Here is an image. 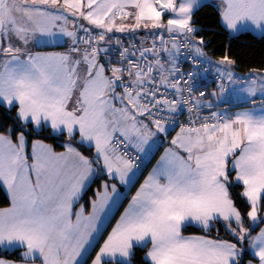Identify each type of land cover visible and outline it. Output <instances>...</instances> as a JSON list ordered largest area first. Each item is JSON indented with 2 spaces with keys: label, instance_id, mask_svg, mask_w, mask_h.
I'll return each mask as SVG.
<instances>
[{
  "label": "snow or ice",
  "instance_id": "6c2138e0",
  "mask_svg": "<svg viewBox=\"0 0 264 264\" xmlns=\"http://www.w3.org/2000/svg\"><path fill=\"white\" fill-rule=\"evenodd\" d=\"M204 6L264 37V0H0V264H264V64Z\"/></svg>",
  "mask_w": 264,
  "mask_h": 264
},
{
  "label": "trees",
  "instance_id": "16d2710c",
  "mask_svg": "<svg viewBox=\"0 0 264 264\" xmlns=\"http://www.w3.org/2000/svg\"><path fill=\"white\" fill-rule=\"evenodd\" d=\"M205 4L208 5L209 3ZM194 19L198 22V27L205 29V31L201 34L206 40L209 41L206 51L212 56L213 59L222 56L224 54L225 48L230 47L231 55L237 60V72L240 74L246 73L251 67L258 68L264 64V37L258 36L251 32H244L235 36L230 35L220 27L217 10L212 6L201 7L198 11H196ZM208 29H211V31H208ZM47 142L54 144L59 143L58 141L51 139ZM156 158L157 155H155V159ZM155 159L152 160V164L154 163ZM144 175H146V172ZM141 179L142 177H140V180ZM237 191H239V189ZM126 202L127 201H124V205ZM7 206V201L2 195H0V207ZM258 230L259 228H257L255 232ZM220 236L223 238H228L223 229L220 231ZM142 256L143 252L137 251L134 264H140V259Z\"/></svg>",
  "mask_w": 264,
  "mask_h": 264
},
{
  "label": "crops",
  "instance_id": "0c3cea01",
  "mask_svg": "<svg viewBox=\"0 0 264 264\" xmlns=\"http://www.w3.org/2000/svg\"><path fill=\"white\" fill-rule=\"evenodd\" d=\"M208 2H210V1H208ZM211 2H217V3H218V0H212ZM251 33L260 36V35L257 34V33H254V32H251ZM117 34H119V35H124V34H120V33H117ZM231 35H234V34H231ZM235 35H236V34H235ZM44 50H51V49H44ZM56 50H60V49H56ZM211 90H212V89H211ZM211 90H210V91H211ZM231 103H232V104H239L240 101L237 100V99H233V100L231 101ZM231 110H232V111H237V110H239V109L234 107V108H232ZM178 130H179V129H178ZM178 130H177V131H178ZM171 135H175V132H172ZM169 139H170V137H169ZM165 147H168V143H167V142L164 143L163 147H160V148L156 151L155 155H157V158H156L155 160H158L159 157H160L161 155H163V152H164V148H165ZM154 164H155V161H154L153 165H154ZM150 170H151V167H150L149 171H150ZM146 175H147V173H146ZM140 182H141V183L143 182V177H142V179L140 180ZM136 186L138 187L139 185L137 184ZM134 191H135V189H133L131 192H129L128 195L131 196L132 194H134ZM124 206H127V202L125 203ZM117 218H118V217H117ZM262 227H264V225H262ZM258 231H259V230H258ZM258 231H256V232H258ZM253 234H255V233H253ZM222 238H223V237H222ZM101 242H102V241H101Z\"/></svg>",
  "mask_w": 264,
  "mask_h": 264
},
{
  "label": "built area",
  "instance_id": "2783aa9c",
  "mask_svg": "<svg viewBox=\"0 0 264 264\" xmlns=\"http://www.w3.org/2000/svg\"><path fill=\"white\" fill-rule=\"evenodd\" d=\"M117 36H123V35H119V34H116ZM241 75H243V74H241ZM208 82H209V84H211L212 85V87H215V84L213 83V73H209L208 74ZM209 91H210V88H209ZM176 130H178V128L176 129Z\"/></svg>",
  "mask_w": 264,
  "mask_h": 264
},
{
  "label": "rangeland",
  "instance_id": "374dc122",
  "mask_svg": "<svg viewBox=\"0 0 264 264\" xmlns=\"http://www.w3.org/2000/svg\"><path fill=\"white\" fill-rule=\"evenodd\" d=\"M208 1H212V0H204V3H210V2H208ZM211 3H217V2H211ZM236 35H238V34H236ZM233 36H235V34L233 35Z\"/></svg>",
  "mask_w": 264,
  "mask_h": 264
}]
</instances>
